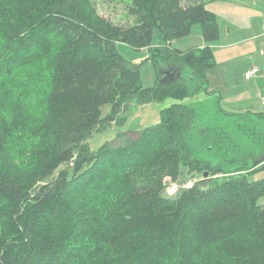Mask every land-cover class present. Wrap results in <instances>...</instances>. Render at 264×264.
<instances>
[{"label":"trees","instance_id":"1","mask_svg":"<svg viewBox=\"0 0 264 264\" xmlns=\"http://www.w3.org/2000/svg\"><path fill=\"white\" fill-rule=\"evenodd\" d=\"M127 9L133 23L121 26L92 0H0V264H264V180H248L263 163L225 170L195 157L196 112L178 101L214 91L215 14L201 0H130ZM195 23L204 45L169 51ZM156 37L157 80L143 87L115 43L139 50ZM159 59L166 71L188 67L193 89L181 75L159 80ZM132 97L174 102L157 123L90 151L87 138ZM183 167L202 176L162 196L165 177Z\"/></svg>","mask_w":264,"mask_h":264},{"label":"rangeland","instance_id":"2","mask_svg":"<svg viewBox=\"0 0 264 264\" xmlns=\"http://www.w3.org/2000/svg\"><path fill=\"white\" fill-rule=\"evenodd\" d=\"M201 1L207 10L215 14L220 34L210 45L214 64L208 70V87L214 91L209 94L198 91L193 97L178 100L192 106L196 112L197 121L191 130L195 132L191 134L195 146H192L193 155L208 160L206 162L213 166L220 164L225 170L248 167L264 154V133L259 128L256 129V126L260 127L257 123L263 122L258 113L264 112V105L260 103L264 98V77L246 79L243 76L252 65L258 67L260 74H264V54L261 53V49H264V0ZM129 3L130 0H92L93 7L100 15L121 26L133 23V16L127 9ZM202 42L200 24L195 23L188 34L172 39L167 47L173 52L186 51L203 46ZM115 44L126 62L131 67L138 68L141 85H155L158 67L154 66L151 57L154 59L155 56L161 55L160 40L156 37L150 46L139 50L120 41ZM172 54L166 53L162 56L169 58ZM159 65V80L174 82L180 79L181 75L183 81L193 89L196 79L188 67H173V70L166 71L167 63L160 59ZM36 87L39 91L43 83L37 81ZM173 102L172 98L161 102H141L137 97L124 100L110 122L87 138L88 149L96 151L103 144L113 145L118 142L120 133L125 137H133V131L157 123L161 110ZM110 109L109 103L102 105L101 115L105 116ZM204 126L209 130L196 131V127ZM201 133H204L205 139ZM203 144L206 146L203 147ZM261 163L264 166V160ZM208 170L204 169V172ZM197 172L196 169L183 167L175 180L165 177L162 196L176 197L202 176L201 172ZM211 174L213 177L225 175L222 172ZM48 179L50 177L46 180ZM257 179L264 180V169L256 170L248 176V180ZM258 203L264 205V195L259 198ZM5 216L6 214H0V226L3 222H8ZM5 228L7 229L6 226Z\"/></svg>","mask_w":264,"mask_h":264},{"label":"built area","instance_id":"3","mask_svg":"<svg viewBox=\"0 0 264 264\" xmlns=\"http://www.w3.org/2000/svg\"><path fill=\"white\" fill-rule=\"evenodd\" d=\"M261 53L264 54V49L261 50ZM259 72L258 67L252 65L250 66L246 72H244V78L251 79L254 78ZM261 103L264 104V98L261 99Z\"/></svg>","mask_w":264,"mask_h":264},{"label":"water","instance_id":"4","mask_svg":"<svg viewBox=\"0 0 264 264\" xmlns=\"http://www.w3.org/2000/svg\"><path fill=\"white\" fill-rule=\"evenodd\" d=\"M257 124L260 125V127H257V126H256V129L259 128V129L264 133V131H263V122H262V123H257ZM263 141H264V137H263ZM204 146H206V145L203 144V147H204ZM263 160H264V154H263L261 157L257 158V159H256V162H255L254 164H252V165L258 164V163L262 162ZM252 165H251V166H252ZM243 167H244V166H243ZM246 167H247V166H246ZM248 167H250V166H248ZM207 173H208V172L205 171V172L203 173V177H206V176H207Z\"/></svg>","mask_w":264,"mask_h":264},{"label":"crops","instance_id":"5","mask_svg":"<svg viewBox=\"0 0 264 264\" xmlns=\"http://www.w3.org/2000/svg\"><path fill=\"white\" fill-rule=\"evenodd\" d=\"M262 28H263V30H264V22L262 23ZM203 44H204V42H202ZM212 43H210V45H211ZM263 49V48H262ZM261 49V50H262ZM214 60V59H213ZM210 69V68H209ZM208 69V70H209ZM208 70H207V73H206V75H207V77H208ZM246 72V71H245ZM243 76H244V73H243ZM258 77H264V74H260V72H258V74L255 76V78H258ZM208 80H209V77L207 78ZM208 85H209V83H208ZM209 88V87H208ZM209 89H211V88H209ZM260 103H261V100H260ZM261 105H264V104H261Z\"/></svg>","mask_w":264,"mask_h":264}]
</instances>
